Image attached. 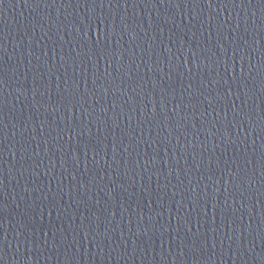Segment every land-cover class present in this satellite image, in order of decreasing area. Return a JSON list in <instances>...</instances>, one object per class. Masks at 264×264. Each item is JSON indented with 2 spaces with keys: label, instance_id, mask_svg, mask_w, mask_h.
<instances>
[{
  "label": "water",
  "instance_id": "obj_1",
  "mask_svg": "<svg viewBox=\"0 0 264 264\" xmlns=\"http://www.w3.org/2000/svg\"><path fill=\"white\" fill-rule=\"evenodd\" d=\"M0 264H264V0H0Z\"/></svg>",
  "mask_w": 264,
  "mask_h": 264
}]
</instances>
